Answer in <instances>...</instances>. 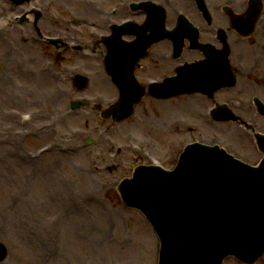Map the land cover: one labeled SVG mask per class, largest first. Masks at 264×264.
<instances>
[{
    "label": "rangeland",
    "instance_id": "rangeland-1",
    "mask_svg": "<svg viewBox=\"0 0 264 264\" xmlns=\"http://www.w3.org/2000/svg\"><path fill=\"white\" fill-rule=\"evenodd\" d=\"M77 1L79 6L83 7L86 4V0ZM114 1L116 0L99 4V8L106 10L108 5ZM224 1L206 0L215 25L227 26L228 24L220 11V7L225 4ZM241 1L237 0V2ZM221 3L222 5H220ZM68 8L80 12L74 7ZM166 8L168 23L169 18L174 16L173 11L182 9L190 15L194 23L202 27L200 38L203 41H210L209 38L214 34V30L204 23L192 1L172 0ZM236 9L239 10L240 7L237 6ZM12 10L14 9L4 10L0 2V14ZM223 18L224 23L221 21ZM0 21H2L0 33L3 32L5 37L10 35V37H16L11 33L14 26L24 27L28 30L25 40L32 49L25 47L26 42L20 41V36L16 37L18 43L13 44L12 48L17 56L14 57L15 61H11L15 72L7 73L9 81H6V86L0 85V119L5 118L11 112H16L17 115L12 113L11 115L16 116L17 124L19 113L31 112L37 117L32 127L39 124L43 126V128L34 127L32 129L28 127V131H24L21 137L19 135L14 139V135L7 136L8 131L5 126L0 124V241L5 244L8 250L7 257L0 264H156L159 247L157 237L150 224L140 215L141 213L123 205L116 189V184L130 176L137 163L150 162L151 159L145 155V152L149 151L150 154L152 152L164 166L172 167L183 145L182 142L199 138L207 143H221L228 151L250 163H255L261 157V153L253 144L251 133L244 126L231 122L217 123L207 120L205 110L211 105V101L198 94L183 95L163 101L146 96L135 108L134 114L121 123L101 119L97 110L91 111L87 106L71 110L69 102L83 98L81 95L89 98L91 95L100 96L106 100L115 98L117 92L113 87L111 89L106 83L104 84L103 81L98 83V76L93 75L90 77V83L86 89L75 91L72 86V78L67 73H62V78L54 81L49 76L50 70L47 71L48 73H44L43 78H40V80L46 79L49 87L41 88L37 84L40 80H37L35 76L41 74L40 67L51 60L46 56V53L41 52L44 43L37 40V34L32 31L29 24L25 26L23 23L7 25L2 17H0ZM261 23L263 26V28H259L261 41L256 47L252 43V38L244 43L234 33L230 34V41L238 40L237 43L231 42L230 44L233 48V61H235L237 72L240 75L238 86L245 83L242 80L246 75L244 70L248 69V57L260 59L261 56H264V46L261 45L264 41V17ZM83 29L80 30L84 33ZM164 46L165 42H160L150 48V55L141 61L142 67L137 70L140 80L146 77L165 75L168 70L172 71V66L178 64V60H170L167 55V62L159 60V53L168 51V48L163 50ZM71 51L72 53L69 54L72 57L68 60L60 59L59 64L63 68L71 66L82 68L84 59L81 60L82 56L78 59L80 56L78 54L76 58L75 51ZM28 53H32L34 56L38 55L34 59L35 61L28 62ZM170 63L173 65L168 67ZM19 69H23L25 74L17 73ZM260 69L264 70L262 67ZM33 71L37 74H32ZM100 73L106 78L103 72ZM94 78L96 79L95 86H93ZM262 90L247 91V89H242L238 93L234 87L221 91L218 97L225 101L233 97L245 100L249 93H261L264 96V87ZM55 92L62 94L61 100L54 98ZM49 97H53L51 100H55L54 105L51 102L47 104L42 102L38 105L32 103L35 99L40 98L45 101ZM228 105L231 108L234 107L233 109L242 118L250 121L255 130L264 131V117L255 114L253 107L246 108V105H237L236 102H233V106L230 103ZM204 117L206 120H203ZM178 119H185L186 123L183 126L185 128L192 127L193 130H184L183 127L180 130H174V122ZM6 121L10 126L11 118L6 117ZM9 139L14 141L13 146L5 142ZM86 139H90L91 143L85 144ZM48 143H52V146L56 143V148L52 153L44 154L37 162L31 164L21 162L25 160L22 158H25V154L28 155L27 152L34 151L37 147ZM134 144H138V146L134 148ZM117 147L122 150L117 152ZM10 148L14 150V153L8 152ZM4 158L7 165L2 164ZM55 158L58 159L52 171L53 177L48 183L56 178L60 181L64 180L66 188L61 190L60 195L66 197L74 195L77 204L69 203L73 208H78V203L83 198L81 195L90 192L95 195L96 202L70 212L74 214L84 210L85 215H90L87 225L92 224L94 230L79 236L76 235L75 228L80 226L75 227L74 224L78 222V218L73 215L68 217L66 203H60L59 206L48 203L47 197L40 199L45 196V192L48 195L50 187H46L47 183L43 182L47 180L46 177H43L44 172H41V177L37 176L36 172L38 169L52 165ZM110 165L113 166L111 170L107 169ZM94 167L95 170L97 169L94 170L95 172L93 171ZM15 197L18 203L15 204L11 215H15L18 207L20 215V218L16 220L18 228L12 227L8 230L2 214L9 206L7 202L14 201ZM38 201L39 203H37ZM110 205H113L115 210ZM55 215H59V230H52L51 222ZM21 219L23 222L19 223ZM115 221L118 228L122 229L125 234L120 233L118 244L111 242L108 238L106 243L102 244L101 239L108 236L111 230L110 224L114 225ZM5 231L13 234L5 233ZM55 231L59 232L58 239L51 237ZM18 233L25 238L29 236L31 239L22 241ZM47 235L51 238L46 239ZM43 239H45L44 247H42ZM48 239H52V241L48 242ZM41 249L44 255L46 252L53 253L52 258L49 260L42 258ZM224 264L243 263L233 258L225 260ZM254 264H264V255Z\"/></svg>",
    "mask_w": 264,
    "mask_h": 264
},
{
    "label": "bare ground",
    "instance_id": "bare-ground-1",
    "mask_svg": "<svg viewBox=\"0 0 264 264\" xmlns=\"http://www.w3.org/2000/svg\"><path fill=\"white\" fill-rule=\"evenodd\" d=\"M40 1H42V0H32L31 4L35 5V6H40L41 5ZM104 1L105 0H102V2H104ZM148 1L151 2V0H148ZM1 3L6 5L7 8L13 7V6H11V4H9V2L7 0H2ZM44 3H47V0H44ZM55 3H60L62 5L71 4L76 9L85 12V7L84 6L83 7L79 6L77 0H55ZM55 5L57 7H60V6H58V4H55ZM29 8H30V5L28 6L27 9H29ZM86 13H89L91 16H97L98 15V11L96 9H94V8H91V7H88L86 9ZM26 17L29 18L30 20H33L31 14H29V13L27 14ZM43 22H47V18L43 17L42 19H40L39 22H38V25L41 26V24ZM42 27L47 28V29H51V27H52V31H55L56 29H60V30L65 29V26L63 24H59V23H55L54 26L53 25L51 26V24L49 23V25L42 26ZM69 28H71V29H69ZM25 33H26V31H24V30H22L20 28H14L13 31H12V35H14L16 37L20 36L21 37L20 41L23 40L24 42H26L25 37L23 36ZM65 34H66V39L68 41L73 42L75 45H78L81 48H91V47L95 48V46H93V45L91 46V44L89 42H85L83 40V38L77 37L78 31H76V29L73 28L72 26H68L66 28ZM16 37L8 38V37L0 35V85H2V86H6L7 85L6 81H9L7 73L8 72H10V73L11 72H15L14 67L11 66V62H9V61H15L14 57L17 56V54L15 53V51L12 48L13 44L18 43ZM25 47L30 49V50H32L31 49V45L28 44L27 42L25 44ZM101 53H102V50H100V54H99L100 56H101ZM27 55H29L28 62H30L32 60L35 61L34 59L38 56V55L34 56V54H32V53H28ZM85 61L87 62V65L84 66V70H86V72L89 73L88 69H90L91 71H93L92 73H94L95 70H97V68L99 66L97 57L96 56H86L85 57ZM78 70H80V69H78ZM17 73L25 74L23 69H19ZM64 73H67L68 75H70V74L73 75L74 74V72H72L71 70H68V72L64 71ZM97 75H98V83H100L102 80H104V79L101 78L100 72H97L96 76ZM43 76H44L43 74H37L35 76V78L37 80H40V78H43ZM37 84L43 89L49 87V83H48V81L46 79L38 81ZM40 92L42 93V91H40ZM52 98L53 97L46 98L45 101H43L41 99L40 102L41 103L43 102L44 104H47L48 102H51V104L54 105L55 104L54 103L55 100H51ZM54 98L61 100L62 94L58 93V92H55ZM106 102L107 101L105 100L104 103H106ZM13 133H16V132H13V129L11 128V131H9L7 133V136L12 137ZM5 142L8 143L7 140H5ZM8 144H10V143H8ZM8 152L9 153H14V150L12 148H10L8 150ZM57 159L58 158L54 159L55 161H54V163L52 165H49V166H47V167H45L43 169H38L37 172H36V175L37 176L39 175L41 177L42 176L41 172H44L43 177L47 178V180H45L43 182H44V184L47 183L45 185L46 187H50V190L48 191V202L53 203V204H58L59 206H60V203H66L65 207L68 209V212H69L68 217L73 215V216L78 218V222L76 224H74V225H75V227L80 226L79 228H75V234L79 236L81 234L87 233L90 230H94L95 228L92 226V224L89 225V226L87 225V223L89 222L88 219L90 218V215H85V213L83 212L84 210L76 212L74 214H72L70 212H74V211L80 210L82 207H84L86 205L93 204L94 202L97 201V199L94 196H92L91 194H87V195L83 196V198L79 201L78 208L77 207L73 208L72 206H70L69 203H67V202L70 201V200H74L75 199L74 195H69L67 197L60 195L61 190L66 188V184L64 182H61V181L56 180V179L54 181H52L51 183H48L53 177L52 176V171L54 170V164L57 161ZM5 163H7L6 160H4V163H2V164H5ZM62 181H64V180H62ZM75 204H77V202ZM110 207L113 210H115V207L113 205H110ZM12 210H13V208H12ZM2 218L4 219L5 224H7L8 230L12 229V227L17 229L18 227H17V224H16V220H18L20 218L18 207H17V211H16L15 215H11L8 212H5V213L2 214ZM21 222H23L22 219L19 221V223H21ZM110 227H111V230H110V233L108 234V236L103 238V239H101L102 240V242H101L102 244L106 243L107 238L111 242H113L115 244H118L119 243L120 233H124V231L122 229L118 228L116 221H115L114 225L110 224ZM5 233L13 234L12 232H7V231H5ZM55 233H53L51 235V237H54L55 239H58L59 238V236L57 235L58 233H56V234ZM75 234L73 233V235H75ZM14 235L17 236L16 234H14ZM18 235H19V237H20V239L22 241L25 240V236H22L19 233H18ZM51 237H49L47 235L46 239L47 238H51ZM26 239L29 240L31 238H26ZM51 241H52V239H48V242H51ZM41 252H42V249H41ZM52 255H53V253L46 252L45 255L42 253V258H46L47 260H49V259L52 258Z\"/></svg>",
    "mask_w": 264,
    "mask_h": 264
},
{
    "label": "water",
    "instance_id": "water-1",
    "mask_svg": "<svg viewBox=\"0 0 264 264\" xmlns=\"http://www.w3.org/2000/svg\"><path fill=\"white\" fill-rule=\"evenodd\" d=\"M200 2H201V0H200ZM209 56V58L210 57H212L211 55H208ZM219 58H220V65L225 69V75L227 76V77H230L231 79H232V76H231V74H230V71H229V67H228V65H227V62H226V60H225V55H223V57H222V55L221 56H218ZM202 66V65H201ZM205 66V65H204ZM194 71H196V70H194ZM201 90H203L204 92H209V93H212V89H208V88H205V89H201ZM122 91L123 90H121V94H122ZM182 90H180V91H177V92H181ZM137 100L135 99V101H133V102H136ZM132 102V103H133ZM130 108V107H129ZM129 108L127 107V109H125L123 112H121L122 114L123 113H125V112H127L128 110H129ZM213 166H214V163H211ZM260 181H261V178L260 177H257V178H254L252 181H251V185H253V187L255 186V185H257V184H259L260 183ZM150 183H154V184H156L157 182H155V181H150ZM253 187H248L249 189H251V188H253ZM240 200H246V199H240ZM252 201H254V203L255 204H257V201H256V198H253L252 199ZM248 229H249V227H248ZM264 244V242H262L261 243V245H263ZM173 251H168L167 252V256H164V258H163V262H166L169 258H174V254L172 253ZM175 253V252H174Z\"/></svg>",
    "mask_w": 264,
    "mask_h": 264
}]
</instances>
